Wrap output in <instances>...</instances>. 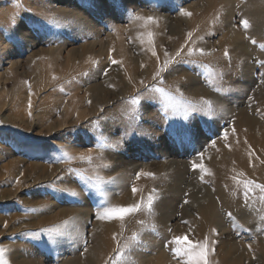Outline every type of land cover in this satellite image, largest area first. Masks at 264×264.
Wrapping results in <instances>:
<instances>
[{
  "label": "rangeland",
  "instance_id": "374dc122",
  "mask_svg": "<svg viewBox=\"0 0 264 264\" xmlns=\"http://www.w3.org/2000/svg\"><path fill=\"white\" fill-rule=\"evenodd\" d=\"M181 8L191 16L181 14ZM130 12L155 17L157 22L130 20ZM244 19L248 29L240 23ZM148 32L154 34L151 44ZM190 32L194 46L210 53L195 59L209 67L174 65L175 71L163 74L164 87H179L185 97L194 98L198 110L189 111L187 118L183 111L169 109L166 114L158 99L145 98L137 111H130L125 102L145 93V86L157 84L154 73L167 57H174L182 47L186 51ZM234 32L241 33L246 43L245 62L230 52L225 57L221 47L222 38L230 39ZM261 45L264 0H0V244L11 249L10 264H107L117 242L123 244L134 233L143 236L131 248L128 264H150L160 242L167 258L159 264H178L169 244L174 225H182V213L195 217L199 203L207 198L216 201L218 221L205 225L215 254L220 243L233 242L240 245V255L244 253L237 264H264V221L260 220L264 193L254 189L246 201L242 182L260 183L242 179L223 185L224 195L217 197L205 160H198L216 144L230 145L236 139L239 111L263 117V107L254 101V92L264 83ZM187 80L202 86L206 97L191 98L183 83ZM216 87L222 91H215ZM201 98L222 107L215 106L214 114L208 115L196 103ZM101 134L115 146L98 148ZM64 152L73 157L90 154L94 159L66 161ZM166 162L178 169L171 182L176 190L165 193L172 197L170 207H164L170 226L165 237L158 227L153 231V226L139 221L138 230L126 221L128 230L118 235V221L95 218L101 197L95 189L85 190L83 176L114 180L103 187L111 204L119 205L122 191L137 187V173L156 176ZM193 163L202 164L207 172L193 168ZM152 186L157 190L160 182ZM65 189L79 195L72 197ZM237 201L247 203L242 204L246 210L256 202L253 215L248 216L241 205L238 213L233 211ZM71 217L77 218L73 235L55 246L46 236L35 241L23 235ZM233 218L243 227L236 228ZM102 226L108 231L100 236Z\"/></svg>",
  "mask_w": 264,
  "mask_h": 264
},
{
  "label": "bare ground",
  "instance_id": "6f19581e",
  "mask_svg": "<svg viewBox=\"0 0 264 264\" xmlns=\"http://www.w3.org/2000/svg\"><path fill=\"white\" fill-rule=\"evenodd\" d=\"M240 34L234 32L232 33V35H230L229 37L230 39H228V35H225L226 37L223 36L224 38H222L221 40V47H223L224 51L227 50L228 53L230 52L231 55H233L232 57L234 59L238 58L241 61L245 54L244 49H245L246 43L243 42L241 38L242 35L240 36ZM174 80H177L178 82V76L174 77ZM183 83L184 85H187V91H188L187 94H189V96L191 95L190 96L191 98L192 96L195 97L198 95H204V97H206L207 92L202 86H198L195 84L191 85V83H189L188 80L187 82L183 81ZM103 90L104 89H102V91ZM96 94L97 93H95V96ZM193 99L194 98H192V100ZM254 101H255L256 106L263 107L262 109H264V83L260 84L259 89L254 92ZM214 105L219 109L222 107V103L220 102H214ZM219 109L218 111L220 112ZM235 130H236L235 132L236 139L232 140L235 142L231 141L230 145H223V146L221 144H218V145L216 144V146H214V150L198 158V160H201V159L205 160L206 167L209 170L211 180L216 187V190L214 191H215V194H217L216 195L217 197H222V195H224L223 188H222L223 185L224 186L234 185L235 182L242 180V179L244 180L253 179V180L258 181V183H260L261 185H264V114H263V117L258 119L257 117L255 118L252 115L249 116V114L246 113V111L244 112H242V110L241 112L239 111V113L237 114V118H236ZM172 164L173 163L171 162H166L165 164H163L161 168L157 171L156 173L157 175L154 176L153 179L147 176H141L137 182L138 185L136 187L140 189V192L136 193L135 195L130 190V188H129L130 192L129 190H126V189H124L122 193L120 192L121 194H120V197L118 198L119 200L117 199L116 203L119 205L127 206L129 204L136 203L140 199L141 195L147 196V194L152 192L153 190L151 189L153 187L152 186L153 183L155 182V185H156V183L160 182V187L159 186H158L159 188L157 187L159 190L156 188L158 199L156 200V203L154 205L155 214L150 215L144 212H140L133 216L128 217L123 222L118 221V220H112V221H118V224L115 226V228L118 226L117 227L118 230L121 229L118 235L124 234L128 230L127 229L128 227H135L138 230L139 222H143L142 224H144L145 226L151 227L155 225L156 227H158V229H161L162 230L161 237L163 236L165 237L167 235L165 232V229H168L170 226L167 225V221L169 218H168L167 210L164 207H167V208L170 207L171 202L169 201H171L172 197L169 198L165 196V193L169 192L170 190H176L175 189L176 187H173L174 185L172 184L173 185L172 186L171 182H174L175 180L174 173L178 169L176 167L172 168L173 167ZM233 204L236 206L235 208H232L233 211L235 210L238 213L239 211L238 209L240 208L239 206L240 205L242 206V204L244 203L242 201H237V202H233ZM247 205H248L247 203L244 204V206H247ZM256 205H257L256 202H255V205H250V209L253 211V213H254L253 209L255 208ZM244 206H242L243 207L242 211H244V209L246 210ZM198 208H197L198 211L196 212L195 217L193 218L192 216L188 214L182 213V217H181L183 219L182 225L180 223L179 224L177 223L174 225V228H173L175 232V236L187 235L188 239L190 240L191 238H193V236H194V239H197V240H203L205 237H207L205 235L206 223L207 222L209 223L210 221H218V218L216 216V213H217L216 201L213 198L211 199L207 198L199 203ZM251 210H248L247 208V210L245 211L248 216L253 215V213L251 214ZM242 211L240 213H242ZM169 215H171L170 212H169ZM102 221H105V220H102ZM126 221H131L128 227L125 224ZM104 228H106V226L105 227L102 226L100 236H102L104 232L108 231L107 228L106 229ZM159 242L160 241H158V243ZM159 244L154 246L155 252H154V256H150V262H151L150 264H159V262H161V260H163L166 257L165 255H167L162 250H160L161 244L160 245ZM239 246L240 245L233 244V242L232 243L229 242L227 244L220 243V245H218V249L217 248L215 249L217 254H215L214 252L209 256L210 264H237L241 259V255L244 254L242 252V254L240 255L241 247ZM242 251H243V248H242ZM242 260L243 259H241V261Z\"/></svg>",
  "mask_w": 264,
  "mask_h": 264
},
{
  "label": "snow or ice",
  "instance_id": "6c2138e0",
  "mask_svg": "<svg viewBox=\"0 0 264 264\" xmlns=\"http://www.w3.org/2000/svg\"><path fill=\"white\" fill-rule=\"evenodd\" d=\"M179 11L181 12V14L185 16H191V13L183 8L179 9ZM128 15L130 20H144L147 23L157 22L156 18L152 16L143 17L140 15H136L135 13L132 12H130ZM49 22L55 24L56 27H60V24L55 20H51ZM12 23H15L14 19ZM240 23L245 29H248L250 27V24L246 19L242 20ZM192 35L193 34L191 32L188 33V41H190L191 44L186 45V51H185V47H182L175 53L174 57H167V53H165V56L167 58L163 61L162 66L156 70L153 76V79L157 81V84L152 86H145L146 88L145 93L138 92L135 97H131L125 102L126 104L131 106L129 109L130 111H137L138 110L137 106L140 104L141 100L145 98L158 99L163 105V111L166 114L168 113L169 109H172L174 113L177 111H183L185 113V118H187V113L189 111L198 110L195 104L192 102V100L188 97H185L184 93L180 91L179 87L165 88L164 75H163L165 72L171 73L172 71H175L176 69L173 66L179 64L200 65L202 68L209 67L207 65L200 64V61L195 59V57L197 56H206V55H210V53L203 48L195 47L194 46L195 42L192 41ZM153 36L154 34L152 32L147 33L148 43L151 44L153 42ZM252 42L254 44L256 43L255 40H253ZM261 47L264 48V45H261ZM153 55H156L155 51H153ZM224 55L225 57H228L227 50H225ZM112 62L118 63L115 60H113ZM260 63L264 64V62H260ZM219 75L222 78V74ZM141 83H143V81H141ZM214 90L222 91V89L218 87L214 88ZM61 91H64V89L61 88ZM196 103L202 104L204 106L203 110H205L208 115L214 114L215 105L213 101L201 98V100ZM29 107H31V101H29ZM101 111H103V109H101ZM98 126L99 125L97 124V127ZM125 135H128V133L126 132ZM227 135L228 133L225 132L224 133L225 138H227ZM106 141L107 138L101 134L98 137L97 147L103 149L105 147L115 146V145H109ZM64 157L66 161H71L73 159L78 158L81 161L86 160L88 162H91L94 159L93 156L90 154L89 155L81 154L79 157H73L70 156L67 152H64ZM58 162H64V161H58ZM104 166L108 167L110 165L105 164ZM198 166L200 167V170L202 172H207V169H205L202 164L197 165L193 163V168H196ZM141 176L154 177V174L151 172L146 173L143 171L137 173L138 179ZM82 178L85 185V190L88 191L91 189H95L97 194L101 197L100 201L96 205V209H97L95 214L96 219L106 220V221L118 220L123 222L128 217L133 216L140 212H144L150 215L155 214L154 205L156 203V200L158 199V194L156 193L155 189H153L152 192L148 193L147 196L141 195L140 199L136 203L129 204L127 206L113 205L110 202L111 199L110 195L104 190L103 186L107 183H114V180L112 179L104 180L100 176H83ZM242 183L245 189L244 196L246 201L249 196V193L253 192L254 189H259L261 193H264V185L256 184L254 181L251 180H245ZM65 191H69L72 197H77L79 195L77 192L73 190L65 189ZM132 192L135 195L136 193L140 192V189L133 187ZM261 200H264V196L261 197ZM26 211L36 212L38 211V209H26ZM227 215L230 218H232L231 213H228ZM76 219L77 218L75 217H71L58 224L41 228L39 231L24 233L23 235H25L26 237H31L35 241H39L42 236H46L48 242L51 243L53 246H55L62 240V238L71 237L73 235L74 226L76 225ZM260 220L264 221V216L260 217ZM233 224L236 228L243 227L242 225L237 224L234 218H233ZM259 227L261 226L258 225V228ZM152 230L153 231L156 230L155 225H153ZM75 233L77 236H79L78 229H75ZM140 235H141L140 233H134L123 244H120V242L118 241L115 255L109 257V261L107 262V264H128L130 259L131 248L135 243L139 242ZM85 243H87L86 240ZM214 243L215 242H212V244ZM169 244L172 246L171 251L174 254V258L177 259L178 264H210L209 256L214 252V247L211 246L207 237H205L203 240L193 241V240H189L187 235L174 236L173 239L169 242ZM249 247L251 246L249 245ZM10 251H11L10 248H8L3 244H0V264H10V260L8 258V254L10 253Z\"/></svg>",
  "mask_w": 264,
  "mask_h": 264
}]
</instances>
